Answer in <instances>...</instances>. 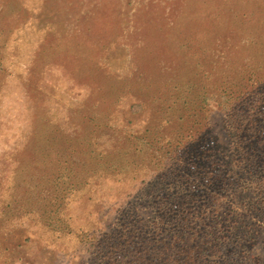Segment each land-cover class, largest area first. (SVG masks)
Masks as SVG:
<instances>
[{
    "label": "rangeland",
    "instance_id": "rangeland-1",
    "mask_svg": "<svg viewBox=\"0 0 264 264\" xmlns=\"http://www.w3.org/2000/svg\"><path fill=\"white\" fill-rule=\"evenodd\" d=\"M255 76L264 0H0V264H103L151 236L206 135L236 174L240 113L220 98Z\"/></svg>",
    "mask_w": 264,
    "mask_h": 264
},
{
    "label": "trees",
    "instance_id": "trees-1",
    "mask_svg": "<svg viewBox=\"0 0 264 264\" xmlns=\"http://www.w3.org/2000/svg\"><path fill=\"white\" fill-rule=\"evenodd\" d=\"M253 78L248 91L230 94L224 88L220 98L226 113H240L233 138L237 173H232L229 154L218 153L209 135L197 139L192 148L186 147L192 149L190 157L182 160L181 180L188 183V194L163 207L164 216L151 236L137 230L121 243L110 242L103 264H264V83ZM249 99L254 100L251 108ZM251 174L262 195L239 210L226 199L238 180ZM258 238L261 255L248 248Z\"/></svg>",
    "mask_w": 264,
    "mask_h": 264
}]
</instances>
